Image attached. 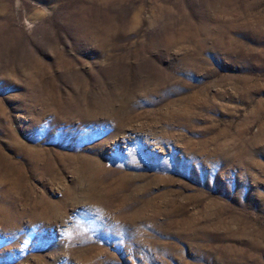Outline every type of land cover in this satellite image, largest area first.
<instances>
[{
    "label": "rangeland",
    "instance_id": "obj_1",
    "mask_svg": "<svg viewBox=\"0 0 264 264\" xmlns=\"http://www.w3.org/2000/svg\"><path fill=\"white\" fill-rule=\"evenodd\" d=\"M0 264H264V0H0Z\"/></svg>",
    "mask_w": 264,
    "mask_h": 264
}]
</instances>
